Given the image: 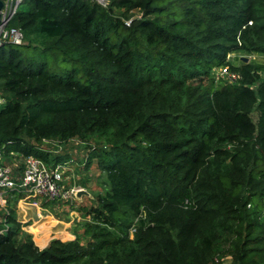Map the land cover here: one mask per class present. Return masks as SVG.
I'll return each mask as SVG.
<instances>
[{"label":"trees","instance_id":"16d2710c","mask_svg":"<svg viewBox=\"0 0 264 264\" xmlns=\"http://www.w3.org/2000/svg\"><path fill=\"white\" fill-rule=\"evenodd\" d=\"M106 2L21 0L9 21L0 158L65 162L41 144L76 137L103 189L81 237L42 248L0 191V264H221L218 230L222 264H264V0Z\"/></svg>","mask_w":264,"mask_h":264},{"label":"built area","instance_id":"2783aa9c","mask_svg":"<svg viewBox=\"0 0 264 264\" xmlns=\"http://www.w3.org/2000/svg\"><path fill=\"white\" fill-rule=\"evenodd\" d=\"M1 1L0 45L3 43L22 44V31L18 27L9 25V21L21 0ZM95 1L101 6H105L107 3L106 0ZM213 72L215 79L228 84L236 82V72L228 70L225 66H218ZM66 170H69V168L65 162L49 165L43 160L30 155L22 158V168L18 171L16 168L3 163L0 158V191H19L22 194L20 197L22 201L36 207L42 205V203L53 201L71 203L76 199L75 192L83 189V187L73 182L69 183V178L64 176ZM88 219H91L90 215Z\"/></svg>","mask_w":264,"mask_h":264},{"label":"rangeland","instance_id":"374dc122","mask_svg":"<svg viewBox=\"0 0 264 264\" xmlns=\"http://www.w3.org/2000/svg\"><path fill=\"white\" fill-rule=\"evenodd\" d=\"M38 41V39H36ZM34 40L35 42H37ZM238 56L236 54H230L228 57ZM241 57H245L246 61L249 60H255V61H261L262 57L256 54H249V55H239L238 59H233L232 63L234 65H239L241 62ZM255 87V85H254ZM249 118L252 121V123H256L257 119V111L253 109L251 112H249ZM42 148H46L48 152H54V151H61L62 156L68 157L65 163L67 164L69 170H66L64 172V176L66 178H69V183L73 182L77 185H81L83 187V190H85L88 195H82V199L80 201L73 200L71 203L69 202H63V201H53V202H45L42 203L39 207L46 208L50 213L53 215V219L58 218H71L72 219V230L71 234L72 236H82V233L80 231L81 225L83 222H87L88 216L90 215L87 211L84 215L76 216V213L78 211H86L90 209L92 206H97V200L96 195L102 192L103 184L101 183V177L98 176L96 167H94V163L91 164L87 169L84 168L83 159L85 157L84 154V143L80 142L76 137H69L63 142H58L57 139L52 138L44 141L41 144ZM3 163H6L10 165L13 168H17L18 165L22 163V158H19L17 155L13 154L10 155L8 158H2L1 159ZM3 193L0 192V199L3 197ZM81 197V196H80ZM78 199V198H76ZM19 200H21L19 198ZM14 202V201H13ZM17 202V201H16ZM24 202V201H23ZM21 204V203H20ZM44 204V205H43ZM3 205V201L0 200V207ZM44 206V207H43ZM15 208V207H14ZM49 217H41L40 215H37V221L40 223L44 220H47ZM37 223L30 225L28 228L30 230L37 231L39 228L36 226ZM39 226V225H38ZM23 232H25L24 227H22ZM131 230V229H130ZM129 230V231H130ZM82 231V229H81ZM53 235V234H52ZM37 238L38 235H35ZM232 238L231 233L218 230L215 234V237L213 239V248H212V259L215 260V262L228 260L227 257H224L225 249L228 246V243L230 239ZM222 262V263H223ZM221 263V264H222Z\"/></svg>","mask_w":264,"mask_h":264},{"label":"crops","instance_id":"0c3cea01","mask_svg":"<svg viewBox=\"0 0 264 264\" xmlns=\"http://www.w3.org/2000/svg\"><path fill=\"white\" fill-rule=\"evenodd\" d=\"M81 199L82 196L75 200L80 201ZM85 213H86L85 211L80 210L78 211V213H76V216L84 215ZM37 215H40L41 217L47 216L49 218L39 223L37 221L38 220ZM52 215L53 214L50 213L46 208H41L39 206L38 207L32 206L28 202L25 201L23 202L22 200L19 199L15 203L16 219L21 223L24 222L27 223L26 225L23 226L25 232L27 234H30L34 244L39 248L44 247L47 244V242L53 238H57L60 240H67L74 237V235L72 236L71 234L72 219L71 218L53 219ZM35 223H37L36 226L39 228V230L37 231L30 230L28 227ZM80 232L81 229L79 233ZM36 234L38 235L37 238H35Z\"/></svg>","mask_w":264,"mask_h":264},{"label":"water","instance_id":"95a60500","mask_svg":"<svg viewBox=\"0 0 264 264\" xmlns=\"http://www.w3.org/2000/svg\"><path fill=\"white\" fill-rule=\"evenodd\" d=\"M1 6H2V1L0 0V8H1ZM240 59H241V61L246 62V58L245 57H241ZM82 195H88V193L85 190L81 189V190H77L75 192V194H74V196L76 198H79Z\"/></svg>","mask_w":264,"mask_h":264}]
</instances>
